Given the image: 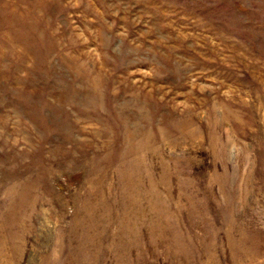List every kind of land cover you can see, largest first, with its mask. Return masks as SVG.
Listing matches in <instances>:
<instances>
[{
  "label": "rangeland",
  "instance_id": "1",
  "mask_svg": "<svg viewBox=\"0 0 264 264\" xmlns=\"http://www.w3.org/2000/svg\"><path fill=\"white\" fill-rule=\"evenodd\" d=\"M0 264H264V0H0Z\"/></svg>",
  "mask_w": 264,
  "mask_h": 264
}]
</instances>
